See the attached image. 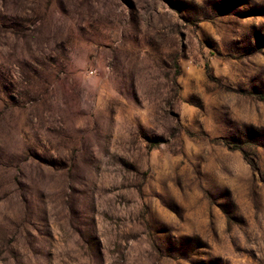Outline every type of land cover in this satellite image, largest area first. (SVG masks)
<instances>
[{"label":"rangeland","instance_id":"374dc122","mask_svg":"<svg viewBox=\"0 0 264 264\" xmlns=\"http://www.w3.org/2000/svg\"><path fill=\"white\" fill-rule=\"evenodd\" d=\"M0 264H264V0H0Z\"/></svg>","mask_w":264,"mask_h":264}]
</instances>
